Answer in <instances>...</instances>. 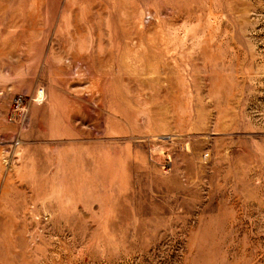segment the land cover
Wrapping results in <instances>:
<instances>
[{
  "label": "rangeland",
  "instance_id": "obj_1",
  "mask_svg": "<svg viewBox=\"0 0 264 264\" xmlns=\"http://www.w3.org/2000/svg\"><path fill=\"white\" fill-rule=\"evenodd\" d=\"M0 264H264V0H0Z\"/></svg>",
  "mask_w": 264,
  "mask_h": 264
},
{
  "label": "bare ground",
  "instance_id": "obj_2",
  "mask_svg": "<svg viewBox=\"0 0 264 264\" xmlns=\"http://www.w3.org/2000/svg\"><path fill=\"white\" fill-rule=\"evenodd\" d=\"M40 98V97H39Z\"/></svg>",
  "mask_w": 264,
  "mask_h": 264
}]
</instances>
